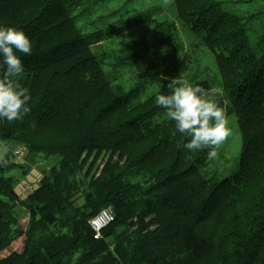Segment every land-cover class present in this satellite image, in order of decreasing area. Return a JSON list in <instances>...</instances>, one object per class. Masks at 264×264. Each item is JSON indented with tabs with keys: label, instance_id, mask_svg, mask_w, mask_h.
I'll return each mask as SVG.
<instances>
[{
	"label": "trees",
	"instance_id": "obj_1",
	"mask_svg": "<svg viewBox=\"0 0 264 264\" xmlns=\"http://www.w3.org/2000/svg\"><path fill=\"white\" fill-rule=\"evenodd\" d=\"M87 2L0 0V264H264V54L247 22L218 0H174L220 85L179 46L172 67L138 65L151 87L126 91L94 51L118 31L85 32ZM224 114L242 148L220 179ZM16 146L55 161L24 198ZM105 209L115 220L96 239L90 221Z\"/></svg>",
	"mask_w": 264,
	"mask_h": 264
},
{
	"label": "rangeland",
	"instance_id": "obj_2",
	"mask_svg": "<svg viewBox=\"0 0 264 264\" xmlns=\"http://www.w3.org/2000/svg\"><path fill=\"white\" fill-rule=\"evenodd\" d=\"M87 1L85 9L91 8L92 14H89L85 21L93 23V29L86 27L85 32H95L96 29H102L104 33L108 30L118 31L117 34L113 31L110 36L105 37L102 45L94 50L98 59L109 61L110 65L106 70L115 77V80L112 79L113 84L125 85L126 91H130L133 87H137L138 90L144 86L151 87L152 84H147V80L152 78L149 75L152 72L140 70L138 65L141 62L154 61V64H158V71L164 70L162 68L164 65H167L165 68L172 67L176 55L174 50L180 46L182 53L192 62L198 65L202 63L198 70H201L202 77L206 81L216 88L220 85V75L212 54L197 35L178 21L174 0ZM218 1L224 4L228 14L247 22V33L252 49L256 55H263L264 0ZM96 7L97 9H94ZM81 23L83 21H79V25ZM145 49H148L147 53H144ZM194 55L200 60L196 61ZM191 72L194 74L193 71ZM148 87L145 89L146 94L152 89ZM212 142L216 143L214 162L211 166L214 175L220 179L232 177L238 170L242 148L236 116L224 114L217 130L213 132ZM16 148L25 149L19 146ZM7 151V148H3L1 153L5 154ZM109 157L110 154L105 157L103 163ZM14 163L20 169H15L11 175L16 178V187L20 196L24 198L29 194L24 187L26 183L42 181L44 172L50 169L55 161L34 162L31 157L28 158L26 152L23 161L14 160ZM23 171L26 172L24 177L21 176ZM26 220H22L23 225L26 224Z\"/></svg>",
	"mask_w": 264,
	"mask_h": 264
},
{
	"label": "built area",
	"instance_id": "obj_3",
	"mask_svg": "<svg viewBox=\"0 0 264 264\" xmlns=\"http://www.w3.org/2000/svg\"><path fill=\"white\" fill-rule=\"evenodd\" d=\"M26 156L25 149L17 148L14 151L15 161H23ZM40 182V181H39ZM38 183L27 182L24 186L28 193H32L37 189ZM115 220V214L110 209L102 210L95 218L90 221V226L96 233V239L101 237L102 231L112 224Z\"/></svg>",
	"mask_w": 264,
	"mask_h": 264
},
{
	"label": "clouds",
	"instance_id": "obj_4",
	"mask_svg": "<svg viewBox=\"0 0 264 264\" xmlns=\"http://www.w3.org/2000/svg\"><path fill=\"white\" fill-rule=\"evenodd\" d=\"M15 160V159H14Z\"/></svg>",
	"mask_w": 264,
	"mask_h": 264
}]
</instances>
